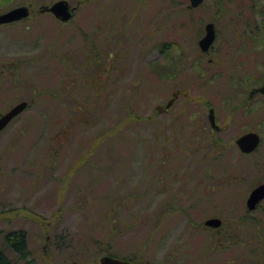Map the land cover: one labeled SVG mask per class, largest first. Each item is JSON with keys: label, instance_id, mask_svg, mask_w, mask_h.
Masks as SVG:
<instances>
[{"label": "rangeland", "instance_id": "obj_1", "mask_svg": "<svg viewBox=\"0 0 264 264\" xmlns=\"http://www.w3.org/2000/svg\"><path fill=\"white\" fill-rule=\"evenodd\" d=\"M54 1L0 0V13L31 7L0 24V115L29 102L0 131L1 249L22 264L4 235L23 230L32 264H100L106 253L253 263L264 201L252 211L246 201L264 182V110L240 96L264 67L244 82L222 65L264 64V0H69L67 23L41 11ZM208 21L217 38L203 52ZM211 106L221 136L210 132ZM251 129L262 142L244 154L235 139ZM211 216L224 224L206 226Z\"/></svg>", "mask_w": 264, "mask_h": 264}, {"label": "water", "instance_id": "obj_2", "mask_svg": "<svg viewBox=\"0 0 264 264\" xmlns=\"http://www.w3.org/2000/svg\"><path fill=\"white\" fill-rule=\"evenodd\" d=\"M204 0H190L191 7L199 6ZM77 6H72L69 0H56L48 5H42L41 11L52 13L61 22H68L74 17V11ZM30 5L22 4L13 7L3 13H0V24H8L21 21L30 16ZM206 33L200 40V46L203 50H208L213 43L216 35L214 22H208L205 26ZM264 91V87L262 88ZM173 99H170L168 106L171 105ZM27 100H21L13 104L6 112L0 115V131L3 130L15 117L20 115L28 107ZM210 120L215 124L214 109H210ZM261 142L259 133L251 131L247 132L237 139V144L245 153L254 151ZM264 200V182L255 186L249 193L246 201L248 210L257 209L259 203ZM206 226L218 228L223 224V219L219 216H211L204 221ZM100 264H138L129 259L117 257L111 254H105L100 258Z\"/></svg>", "mask_w": 264, "mask_h": 264}, {"label": "flooded vegetation", "instance_id": "obj_3", "mask_svg": "<svg viewBox=\"0 0 264 264\" xmlns=\"http://www.w3.org/2000/svg\"><path fill=\"white\" fill-rule=\"evenodd\" d=\"M202 4V3H201ZM200 4V5H201ZM199 5V6H200ZM198 6V7H199ZM191 7V6H190ZM191 8H195V7H191ZM42 12H44V11H42ZM72 20V19H71ZM69 22V21H68ZM208 22H214V26H215V31H216V35H215V39H214V41H213V43L211 44V46L209 47V49L208 50H203L202 49V47L200 46V40H201V38H203L204 37V35H205V33H206V29H205V33L203 34V36H201L200 38H199V40H198V45H199V47L201 48V50L203 51V52H208L210 49H211V47H212V45L214 44V42H215V40H216V38H217V28H216V24H215V21H208ZM207 22V23H208ZM64 23H67V22H64ZM206 23V24H207ZM206 24H205V26H206ZM256 48H251V49H249V48H244L243 50H245L246 51V54L248 55V56H252L253 55V51L255 50ZM250 51V52H249ZM109 56L110 57H112L113 56V54L112 53H109ZM109 61H110V59H109ZM258 64L260 63V65H255V64H249V63H242V64H239V66H234V67H232V68H230V67H227L226 66V64H221L223 67H224V70H225V72H224V74H225V77H226V75H227V78L230 76V75H233L235 78H237V79H240V80H242V81H244V80H247V79H249V78H251V79H253L254 80V78H255V76H256V73H257V71H260L261 70V68H263L264 67V64H262L263 62L262 61H258L257 62ZM240 75V76H239ZM245 82V81H244ZM264 87V79L263 80H261L260 81V84H258V85H256V86H253L252 88H251V90H249L248 91V94L247 93H244V94H242L240 97H241V99L243 100V99H245V101H244V104L245 105H252V104H259V103H261L263 106H262V108H260V110L261 109H263L264 110V91H262V88ZM243 88H244V86H243ZM246 92V91H245ZM179 94H180V92H178V91H176L175 93H174V95H173V98H171V99H173V102L171 103V105L170 106H168V103H169V101L167 102V104L165 105V106H159L158 107V111L161 113V112H164V111H167L169 108H171L172 106H173V104L175 103V101H176V99L178 98V96H179ZM211 108H213L214 109V115H215V124L213 125V123L211 122V120H210V109ZM239 109H241V108H239ZM208 111H209V114H208V118H209V123H210V132L212 133V132H215V133H219V135L221 136V135H223L222 133L224 132V130H225V126L223 125V124H221L220 122H219V119L217 118V116H216V111H215V108L214 107H209V109H208ZM255 130V129H254ZM254 130H249V131H247V132H251V131H254ZM247 132H245V133H247ZM254 132H257V131H254ZM215 133H213L214 135L213 136H217ZM245 133H243V134H245ZM258 133V132H257ZM243 134H241V135H243ZM241 135H239V136H241ZM238 136V137H239ZM260 136H261V134H260ZM238 137L235 139V143H236V145H237V147L239 148V150L242 152V153H244V154H249V153H245V152H243L241 149H240V147H239V145L237 144V139H238ZM213 139H215V140H219L220 142H221V139H219V138H213ZM261 142H262V137H261ZM261 142H260V145H261ZM259 145V146H260ZM258 146V147H259ZM258 147L254 150V151H252V152H255L257 149H258ZM252 152H250V153H252ZM263 183V182H262ZM257 186V185H256ZM264 200H262L260 203H259V205L263 202ZM258 205V206H259Z\"/></svg>", "mask_w": 264, "mask_h": 264}, {"label": "trees", "instance_id": "obj_4", "mask_svg": "<svg viewBox=\"0 0 264 264\" xmlns=\"http://www.w3.org/2000/svg\"><path fill=\"white\" fill-rule=\"evenodd\" d=\"M158 112V109L157 111ZM159 113V112H158ZM221 142L219 140L212 139L211 146L217 148V152H219L218 148H220ZM235 226L240 227L241 222L238 220L235 221ZM255 227L259 228V230L255 229L254 236L250 237L248 242L250 246L254 247V252H251L250 261L253 263L250 264H264V245L260 241L264 240V221L262 224H257ZM1 234V232H0ZM4 241L12 247V249L17 253L18 258L22 260V264H32L33 260L30 258L31 251L28 246V238L26 232L23 230H12L8 231L4 235ZM260 246V247H258ZM256 248H260L259 254L254 255L256 252ZM252 251V250H251ZM133 262L135 259L130 257H125ZM140 262V261H137ZM0 264H19L17 261L12 259L7 253H5L0 247ZM140 264V263H139Z\"/></svg>", "mask_w": 264, "mask_h": 264}]
</instances>
